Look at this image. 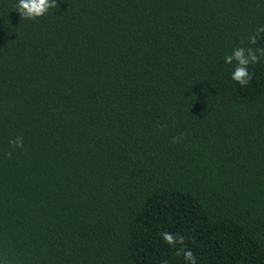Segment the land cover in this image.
Masks as SVG:
<instances>
[{
	"label": "trees",
	"instance_id": "trees-1",
	"mask_svg": "<svg viewBox=\"0 0 264 264\" xmlns=\"http://www.w3.org/2000/svg\"><path fill=\"white\" fill-rule=\"evenodd\" d=\"M56 2L0 0V264H264V0Z\"/></svg>",
	"mask_w": 264,
	"mask_h": 264
},
{
	"label": "clouds",
	"instance_id": "clouds-1",
	"mask_svg": "<svg viewBox=\"0 0 264 264\" xmlns=\"http://www.w3.org/2000/svg\"><path fill=\"white\" fill-rule=\"evenodd\" d=\"M58 3L56 0H18V3L15 5V10H18L21 20H32L36 21L37 19L46 15L50 9L57 8ZM257 33L264 32V26H261L256 29ZM250 45H255L257 42V36L251 35L248 38ZM259 54V55H258ZM260 57H264V48H253V47H237L234 48L230 55L224 57L226 64H233L231 79L237 82L241 87L247 86L252 78V74L249 72V66L251 64H256L259 62ZM179 142L178 137H173L171 143L175 144ZM9 143L13 148L23 149V138L16 137L13 140H10ZM11 157L12 153H7ZM163 238L169 243L174 244L175 240L171 234L164 233ZM183 242V238H181ZM185 258L192 261V264H195V258L193 254L188 251L184 253Z\"/></svg>",
	"mask_w": 264,
	"mask_h": 264
}]
</instances>
